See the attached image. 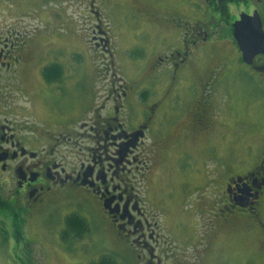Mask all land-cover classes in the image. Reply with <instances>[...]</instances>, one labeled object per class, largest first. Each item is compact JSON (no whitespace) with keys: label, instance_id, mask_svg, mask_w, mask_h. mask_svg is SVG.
<instances>
[{"label":"flooded vegetation","instance_id":"obj_1","mask_svg":"<svg viewBox=\"0 0 264 264\" xmlns=\"http://www.w3.org/2000/svg\"><path fill=\"white\" fill-rule=\"evenodd\" d=\"M148 1L164 8L161 0ZM237 1L248 4L244 13L252 14L249 0ZM132 7L153 26L162 24V34L155 36L156 52L142 64L141 77L134 68L129 71L131 84L112 76L115 80L102 87L99 106L93 102L96 92L84 107L75 97L68 108L62 107L66 82L60 77L46 82L40 57L15 55L12 46L0 49V217L7 225L55 211L59 227L48 236L65 248L63 254L78 253L67 245L78 248L110 237L126 252L129 264H226L230 255L219 238L230 231L232 221L224 214L239 209L258 218L264 200V153L251 170L229 174L221 195L216 174L207 178L196 166L180 174L170 166L172 161L178 166L182 156H191L190 165L214 155L212 100L198 63L204 45L215 41L206 35L207 23L197 21L172 41L165 35L166 16H157L160 10L137 2ZM95 29V47L109 44L101 36L107 33ZM21 64L34 77L29 105L34 120L24 123L15 110L7 112L3 98L6 83ZM144 77L155 81L142 85ZM221 217L224 228L216 226L196 250V227H214L211 223ZM181 243L194 251L182 250Z\"/></svg>","mask_w":264,"mask_h":264},{"label":"rangeland","instance_id":"obj_2","mask_svg":"<svg viewBox=\"0 0 264 264\" xmlns=\"http://www.w3.org/2000/svg\"><path fill=\"white\" fill-rule=\"evenodd\" d=\"M161 1L164 8L148 0H0V49L12 50V46L16 48L15 55L40 57L46 82L57 77L66 82L60 95L62 107L68 108L74 97L84 107L90 96L96 97V92L98 98L93 102L99 106L105 92L102 87L115 80L112 76L124 77L131 84L129 71L134 68L133 73L141 77L145 66L142 64L156 52L153 45L155 36L162 34V24L153 26L145 13L132 7L135 2L144 9L156 8V12L160 10L157 16L168 18H164V27L168 29L165 35L171 36L172 41L190 30L195 21L207 23L204 30L215 44L204 45L198 66L202 84H208L205 93L212 100L214 155L201 157L190 165L186 163L192 160L191 156H182L178 166L177 161L170 166L174 170L178 167L180 174L194 166L207 178L216 174L221 195L229 174L251 170L264 153V55L253 62L260 70L247 66L231 35L232 23L240 12H247L248 4L240 1L223 4L221 0ZM249 2V10H257L263 19L264 0ZM95 27L107 33L101 36L109 44L95 47L91 38ZM27 68L18 66L3 91L7 112L12 114L15 110L17 119L23 123L34 120L29 107L34 77L26 73ZM154 81L144 77L141 84ZM53 108L59 109L56 105ZM239 158L241 162H237ZM159 176L164 178L162 174ZM152 178L155 184L157 178ZM1 190L0 187V194ZM260 205L256 219L250 212L239 209L224 214L230 215L232 221L227 226L230 231H224L219 238L230 255L226 264H264V200ZM223 220L221 217L212 222L214 227L202 224L196 227L200 243L196 250L201 249L216 226L221 223L224 228ZM59 223L55 211H43L7 225L0 217V264H88L108 254L117 264L130 263L126 252L113 244L110 237L77 244L78 248L67 245L78 253L63 254L65 248L48 236V231L54 233ZM178 247L194 251L185 243Z\"/></svg>","mask_w":264,"mask_h":264},{"label":"water","instance_id":"obj_3","mask_svg":"<svg viewBox=\"0 0 264 264\" xmlns=\"http://www.w3.org/2000/svg\"><path fill=\"white\" fill-rule=\"evenodd\" d=\"M232 24H233L232 25L233 39H234L235 44L237 45V47L239 49L241 59H242L244 64L249 66V65L253 64L256 57H259L260 55H264V51H256L253 54H245L244 52H242L240 50L239 44L236 40V32H237V28L241 24H248L251 26V28L256 32V34L258 36L261 34H264L261 15L259 12H257V10H253L252 14L241 12L239 14L237 20H235Z\"/></svg>","mask_w":264,"mask_h":264},{"label":"snow or ice","instance_id":"obj_4","mask_svg":"<svg viewBox=\"0 0 264 264\" xmlns=\"http://www.w3.org/2000/svg\"><path fill=\"white\" fill-rule=\"evenodd\" d=\"M236 40L240 50L245 54L264 51V34L258 36L248 24H241L237 28Z\"/></svg>","mask_w":264,"mask_h":264},{"label":"trees","instance_id":"obj_5","mask_svg":"<svg viewBox=\"0 0 264 264\" xmlns=\"http://www.w3.org/2000/svg\"><path fill=\"white\" fill-rule=\"evenodd\" d=\"M262 23H264V17L262 19ZM43 71H45V70H43ZM88 264H117V263H116V260L114 259V257L112 255L108 254V255H102L97 261L90 262Z\"/></svg>","mask_w":264,"mask_h":264}]
</instances>
